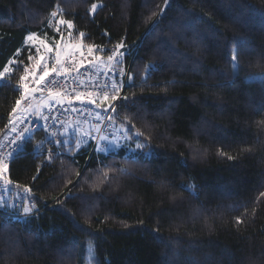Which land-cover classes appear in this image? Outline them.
<instances>
[{
  "label": "trees",
  "instance_id": "trees-1",
  "mask_svg": "<svg viewBox=\"0 0 264 264\" xmlns=\"http://www.w3.org/2000/svg\"><path fill=\"white\" fill-rule=\"evenodd\" d=\"M59 19L87 47L137 42L130 85L95 149L17 152L35 214L0 213V264H264V0H0V142L41 67L27 37Z\"/></svg>",
  "mask_w": 264,
  "mask_h": 264
},
{
  "label": "built area",
  "instance_id": "built-area-1",
  "mask_svg": "<svg viewBox=\"0 0 264 264\" xmlns=\"http://www.w3.org/2000/svg\"><path fill=\"white\" fill-rule=\"evenodd\" d=\"M55 13L58 14L57 11ZM119 43H123L124 45L122 49H119L120 52L124 53L123 56L118 57L121 63L117 64L115 59L109 62L108 56ZM136 43H128L126 39H122L110 46L94 49L91 55L87 49H80V52H76L74 49L68 55H65L63 50L64 58L62 64L69 67L71 71L63 76L50 73L44 81L38 84L34 78L42 74L45 66L51 68L55 65H50L48 61L47 65H43L37 70L32 69L29 71L27 83L29 84L30 91L33 88L36 89L35 100L29 101L25 99L22 101V106L25 108L30 102L34 106H39L42 114L47 116V120L37 121L35 116L29 115L27 119L21 121L16 126L15 131H12L6 139L0 142V159L7 165V170L3 175L6 178V182L9 179L10 162L25 144L41 135L43 138L38 142V148L41 149L48 145L50 148L48 153L52 158L56 153L55 149L61 148L62 136L67 124L90 127L96 131L99 128V131H97L98 136L94 139V149L96 148L100 142V136L109 131L113 115L112 109L116 108L124 91L129 86L132 61L139 47ZM96 57H100V59L97 60ZM81 60L84 61L82 67L79 66ZM74 64L79 68L78 71L72 67ZM112 82H115L119 86V98L102 101V94L104 92H107L109 97L113 94ZM49 89L53 92L62 93L65 99L57 103L49 97ZM89 92L97 93L95 97L97 99L96 104L88 103L84 97L81 100L74 99L77 93ZM69 99H71V103H68ZM103 107L104 109H102ZM49 108H51V111ZM35 124H43L46 127H35ZM26 126H33L35 135L29 137L28 133L24 132L23 136L25 139L21 140L18 137ZM17 145L20 146L19 150H17ZM29 189V187L16 189L12 181L8 185L4 183L0 184V213L16 219H25L35 214L34 212L25 213L23 211L26 206L34 207L32 190L30 189L29 191ZM5 198L8 202L11 201L7 205L5 204Z\"/></svg>",
  "mask_w": 264,
  "mask_h": 264
},
{
  "label": "snow or ice",
  "instance_id": "snow-or-ice-1",
  "mask_svg": "<svg viewBox=\"0 0 264 264\" xmlns=\"http://www.w3.org/2000/svg\"><path fill=\"white\" fill-rule=\"evenodd\" d=\"M96 10V5L93 4L92 6V11L95 12ZM53 17L56 16V13L53 12L51 14ZM58 23L60 24H67L68 28L71 29L73 27L72 25V22L71 21H66V20H60L58 21ZM57 31H59V29H57ZM82 35V34H81ZM28 40H34L36 39L35 35H29L27 37ZM41 43H43V41H41ZM70 47H73L75 48L76 52H80V48L81 46L80 45H70ZM124 47L123 43H119L116 45L115 49L112 50L111 54L108 56V61L111 62L113 61L114 59L116 60V63L117 64H120L121 63V60L118 59V57H121L124 55V53L120 52L119 49H122ZM49 51H51V49H48ZM93 47L92 46H89L87 48V51L88 53L91 55L93 53ZM28 59L31 61L32 60V57L29 56ZM97 60L100 59V57H96ZM231 60L233 61V68H234V75H238L239 73V65L238 63H235L236 61V54L233 53L231 55ZM84 65V61L81 60L79 62V66H83ZM59 66V67H57ZM73 68H76V70L78 71L79 68L77 67V65H72ZM9 69L7 66H5V68L2 70V72H0V76L3 75V72H7ZM24 75H22L20 77V80H21V84L19 86V90L21 92L20 94V99L16 101V108H13L12 112H13V116H15V119H10L9 123L12 124V131H15L16 130V120H20V121H23L25 119H27V114L29 115H33L36 117V120L37 121H45L47 120V116L43 115L42 112L40 111V107L39 106H34L31 102L25 106L24 110L19 114V116H16V111H17V108L20 106V102L22 100H25L26 98L29 97V92H30V89H29V84L28 83H24V81H27L28 80V75H29V69L28 68H25L24 70ZM71 71V69L65 65L62 64L61 62V57L59 55L56 56V59H55V66L49 68L47 66H45L43 72L41 75H39L38 77H35V81L37 82V84L39 82H42L45 80L46 77H48L50 75V73H55L56 75L58 76H63L67 73H69ZM111 87H112V90H113V94L111 95V97H109L108 93L107 92H104L102 94V101H108L109 99L111 100H116L119 98V86L115 83V82H112L111 84ZM31 92H32V99H35V92H36V89L33 88L31 89ZM48 94H49V97H51L53 100H55L57 103H60L62 102L65 97L62 93L60 92H53L51 89L48 90ZM97 96V93L96 92H89V93H77L74 97V99H77V100H81L82 97L86 98L87 99V102L90 103V104H96L97 103V99L95 98ZM127 97H125L126 99ZM68 103H71V99L68 100ZM109 107H111V105H109ZM49 110L51 111V108H49ZM113 111H115V109L113 108L112 109ZM35 127H46V125H43V124H35L34 125ZM97 131H99V128H97ZM26 132L28 133V136L29 137H33L35 135L34 131H33V126H26L23 130H22V133L21 135L18 137L19 139L21 140H24L25 137L23 136V133ZM16 139V138H14ZM101 140H108L107 137L105 136H101L100 137ZM111 143V141L109 142ZM20 146L17 145V150H19ZM136 148L138 150H140L142 148V145L140 144H137L136 145ZM103 151H107L108 149L107 148H104L102 149ZM7 170V165L4 163V161L2 159H0V179L3 178V175H4V172ZM107 175V173H105V176ZM30 191V189H29ZM29 210L27 207L24 208V212L27 213Z\"/></svg>",
  "mask_w": 264,
  "mask_h": 264
},
{
  "label": "rangeland",
  "instance_id": "rangeland-1",
  "mask_svg": "<svg viewBox=\"0 0 264 264\" xmlns=\"http://www.w3.org/2000/svg\"><path fill=\"white\" fill-rule=\"evenodd\" d=\"M99 7H100V5L96 4L95 12L98 10ZM95 12L92 11V14H94ZM58 21H60V19L57 20L56 25H54V24L51 25V27L53 28V31H54V37L48 38L46 36L35 35L36 39L28 40V45L35 47L38 51L39 61L37 62L38 63L37 66H39L40 64L41 65H47L49 58L51 59L52 62H54L52 57H56L57 55H59L61 57V62H62L63 58H64V54H63L62 49H65V48H67V49L69 48L71 50L75 49L73 47H70V45H80L81 46L80 49L88 48V47L83 45L80 37L75 36V33L73 32L72 28L69 29L67 24H60V23H58ZM57 29H59V31H57ZM41 41H43V43H41ZM48 49H51V51H49ZM8 69L9 70L7 72H4L3 75L0 76V79L2 81H4L6 79V77H8L12 73L11 68H8ZM255 77L257 80L264 82V75H259V76H255ZM26 100H29V101L35 100V99H32V92L31 91L29 92V97L26 98ZM21 112H19L17 114V116H19V114ZM26 115H27V113H26ZM18 121H20V120H18ZM79 128L82 130V132L85 131V128L80 126V125L74 126L71 124H67L66 128H65V134H67L69 136V134H71L72 132L76 131ZM69 139H70V137L67 138V140H65L63 142V144L65 143L64 145L68 146L69 143H72V141H70ZM119 147L120 146L117 145L114 148L117 149ZM10 180L11 179L9 178L8 181L5 183V185H8L12 181V180L11 181ZM88 264H93V260L91 257L88 260Z\"/></svg>",
  "mask_w": 264,
  "mask_h": 264
},
{
  "label": "crops",
  "instance_id": "crops-1",
  "mask_svg": "<svg viewBox=\"0 0 264 264\" xmlns=\"http://www.w3.org/2000/svg\"><path fill=\"white\" fill-rule=\"evenodd\" d=\"M21 109H22V110H21ZM23 110H24V107H23V106H22V107L19 106V108H18V110H17V112H16V116H17V114H18L19 112H21V111H23ZM28 115H29V114H27V116H28ZM12 119H15V116H13ZM19 122H20V121L16 120V124L19 123ZM89 131H91V130H90V129H89V130H86V129H85V132H88V133H87L88 137H89V136H92V135L94 134V132L91 133V132H89ZM80 135H81V133H80ZM64 136H68V135H67V134H64ZM69 136H71V135L69 134ZM75 137H78V136H75ZM81 137H82V136H79V138H81ZM86 138H87V136H86ZM79 142H80V140H79ZM82 144H84V141H83V140H82Z\"/></svg>",
  "mask_w": 264,
  "mask_h": 264
}]
</instances>
